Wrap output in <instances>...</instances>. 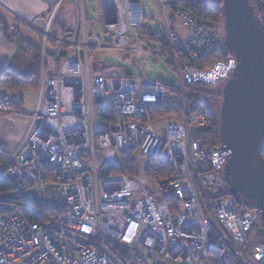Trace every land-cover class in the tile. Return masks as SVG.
<instances>
[{
    "label": "built area",
    "instance_id": "2783aa9c",
    "mask_svg": "<svg viewBox=\"0 0 264 264\" xmlns=\"http://www.w3.org/2000/svg\"><path fill=\"white\" fill-rule=\"evenodd\" d=\"M64 1L48 19L12 14V38L22 29L40 38L41 72L27 133L0 167L9 189L0 193V264H264V241L253 233L261 210L241 213L244 206L216 171L228 153L198 139L210 126L209 112L189 96L167 99L169 87L141 75L143 57L154 54L172 56L177 91L228 80L236 59L223 58L218 27L181 8L175 17L189 36L166 28L165 45L152 48L137 32L146 19L142 0H103L105 40L90 30L85 1L72 0L75 30L52 32ZM258 18L264 24V14ZM40 20L44 30L36 26ZM107 53L134 57L137 73L109 71L95 59ZM23 101L22 93L0 88L2 115H24ZM170 109L181 113L178 121L167 120L163 136L155 115L165 120ZM130 151L161 158L172 177L128 174L124 154ZM148 185H158L161 196L172 191L176 202L157 201ZM21 204L44 210L43 220L28 219Z\"/></svg>",
    "mask_w": 264,
    "mask_h": 264
},
{
    "label": "water",
    "instance_id": "95a60500",
    "mask_svg": "<svg viewBox=\"0 0 264 264\" xmlns=\"http://www.w3.org/2000/svg\"><path fill=\"white\" fill-rule=\"evenodd\" d=\"M223 10L222 28L236 62L228 80L208 89L220 96L208 104L220 115L218 150L228 153L216 171L223 174L229 194L252 201L261 210L264 235V24L250 0H223ZM93 69L97 70L96 63ZM249 209L244 206L241 213Z\"/></svg>",
    "mask_w": 264,
    "mask_h": 264
},
{
    "label": "rangeland",
    "instance_id": "374dc122",
    "mask_svg": "<svg viewBox=\"0 0 264 264\" xmlns=\"http://www.w3.org/2000/svg\"><path fill=\"white\" fill-rule=\"evenodd\" d=\"M84 1H85L86 17H87L88 26H89L90 30L94 31L101 38H104L105 40H109V35L106 32L105 23H104V19H103V15H102V2H101V0H84ZM208 1L217 3V0H208ZM72 4L74 6V3L72 0H65V3L63 5V9L60 13V16H58V18L59 17L61 18L62 12L63 11L66 12L67 9L72 7ZM166 4H168L167 0H142V6H143V9H144L145 14H146V19L144 22L143 29L137 31L139 34H143V32H144L147 35L148 33L153 32L157 36H159L160 38H165V37H167L166 28L167 29L168 28H174V29H176V32L178 33V35L180 36L181 39H185L186 37L189 36L188 30L185 27H183L180 20H178L175 17L176 12L181 8L177 9L174 12V11H172V6H170L168 8V7H166ZM74 8H75V6H74ZM184 9H186V8H184ZM68 18H69V21L71 23H73L74 28H76L77 20H76V16L72 15V11H70V13H68ZM56 21H58V20H56ZM207 22H211V21H207ZM56 24H57V22H55V25ZM217 27H218L217 29L219 31V38H220L222 44L224 45L226 37H225L224 31H223V28H222V26L221 27L217 26ZM146 35L142 36V38L144 39ZM143 39H142V43L145 46H151L152 48H156L155 43L154 44L148 43L146 40H143ZM167 46H168V44H167ZM48 48L50 51L54 50L51 43H49ZM167 55H169L168 52H167ZM167 57H169V60H170L172 56L169 55ZM93 58H94V56L92 57V60H93ZM95 59H100L103 62H105L110 67L109 71H111V70H119L120 71L121 67H123V68L130 69L132 71L133 75L137 73V70L135 68L136 63L134 64V57L125 58L123 56V54L107 53L101 57H96ZM169 60L164 55L162 57L158 56V55H154V54H148V55L144 56L142 59V62H141V75H142V77L145 79L154 80L156 82H161L167 86H170L169 93L167 92V94H166L167 99L169 98V95H171V98H174L178 102V100H181L185 96L186 97L189 96L188 100H189V102H191L190 97L192 96V94H191L192 92H190V90H189L190 86L184 87L181 91H179V90L177 91L176 88L173 89L174 86L175 87L179 86L180 78L178 76L179 74H178L177 68L170 66ZM47 61L50 63L51 57H48ZM218 85H220V84H218ZM38 88H39V86H38ZM211 88H212V86L206 88V91L208 92L207 93L208 94V102L210 101V99L220 98V96H218L217 94L208 90ZM1 89H3V88H1ZM13 93H15V92H13ZM179 93H181V94H179ZM196 96H199V94L197 93ZM29 97H30L29 94H25L26 100ZM38 99H39V93L37 95V100L35 102L33 113L35 112V108H36ZM210 109H211V107H210ZM180 113L181 112L173 111V109H170L165 113V116H164L165 120H163V118H162L163 116H161V114L155 115V121H157V123H155V128L158 131V133L164 136L166 125L169 123L168 121H170V120L178 121ZM209 118H210V122H211V114L210 113H209ZM135 152H136L135 160H136V166H137L136 175H138V176L148 178L146 175H147V172H148L152 162L153 163L158 162L159 165H162V163H165V161L162 160L161 158L148 159V158H145V157L141 156L140 154H138L137 151H135ZM158 160L160 161V163ZM147 189L151 192H154V196L156 197L157 201L164 199L163 195L162 196L160 195L161 189L158 185H148ZM164 189H165V187H163V190ZM260 220H259L257 226L259 225ZM257 226L255 227L253 233L255 236H259V239H261L262 236H261L260 232L258 231L259 228H257Z\"/></svg>",
    "mask_w": 264,
    "mask_h": 264
},
{
    "label": "trees",
    "instance_id": "16d2710c",
    "mask_svg": "<svg viewBox=\"0 0 264 264\" xmlns=\"http://www.w3.org/2000/svg\"><path fill=\"white\" fill-rule=\"evenodd\" d=\"M168 4L172 6V11H176L179 8H186L190 11H192L195 15H197L199 18L205 20V21H211L215 23L217 26H223L224 21V10H223V0H218L216 4H211L207 2V0H167ZM250 2L254 5L255 2H257L258 6L255 7V12L259 16L260 14H264V0H250ZM10 29H6V36L9 40L12 41L10 38ZM148 33V32H147ZM146 35V33L143 32V34H140V37ZM143 39V38H142ZM143 40H146L148 43H161L165 45V41L163 38H160L155 33L150 32L148 33ZM19 45H25L28 47H32L31 49L34 52V65L36 68V72L34 75H32L29 78H24L16 74H4V76L0 79V88L7 89L9 91L15 92V93H24L26 91H29L33 88H37L39 86L40 81V72H41V50L40 48L32 46L30 43H27L24 40H16L14 41ZM223 58H229L234 56L233 53L230 51L227 41L224 42L223 47ZM196 67L197 65H193ZM130 74L127 73V77H129ZM167 86V85H166ZM170 88V86H167ZM190 92H192L191 102L194 105L200 106L211 114V122L209 128L201 134L200 138H198L203 145L206 146H214V147H220V115L216 114L211 111L209 104H208V92L206 91V87L201 86H190L189 87ZM199 94V96H196V94ZM203 94V95H202ZM263 158H264V147H263ZM135 151H130L126 154H124V161H125V171L132 175L136 176V160H135ZM9 155L3 153L0 151V167L6 162ZM159 161V160H158ZM160 163V161H159ZM160 166V167H159ZM173 175V172L170 168V166L165 162L162 163V165H159L157 163L151 164L148 172L147 177L156 180V181H166L170 179ZM168 185L167 182H163L161 184L162 187H166ZM9 189L6 187V185L2 182V179L0 177V193L8 192ZM228 191V190H227ZM229 196H233L238 204L240 206H245L248 208H254L256 205L254 202L249 201L241 196H234L228 193ZM163 201L167 205L174 204L176 202V197L174 196V193L172 191L170 192H164L163 193ZM22 211L24 214L28 217V219H38V221L43 220L41 217L44 216L45 211L41 208H33L30 207L27 204H21ZM263 227L261 220L257 228H259V232L261 234V240L264 241V235L261 233V228Z\"/></svg>",
    "mask_w": 264,
    "mask_h": 264
},
{
    "label": "crops",
    "instance_id": "0c3cea01",
    "mask_svg": "<svg viewBox=\"0 0 264 264\" xmlns=\"http://www.w3.org/2000/svg\"><path fill=\"white\" fill-rule=\"evenodd\" d=\"M57 2L58 0H0V79L4 74H16L24 78H29L36 72L34 65L35 55L31 49L32 47L19 45L14 41L17 39L24 40L41 50L40 38L28 30L22 29L19 37L16 39L10 36L12 41L7 38L6 29H10L15 22L12 14L27 21H32L37 17L48 19L51 9ZM101 2L103 15V0H101ZM207 2L209 1L207 0ZM64 3L65 1L60 5L54 18L52 32H55L59 26H62L65 31L75 30L73 23H71L68 18V13H70V11H72L73 16H76L73 4L66 12H62L61 18H58ZM209 3L216 4L211 1ZM55 22H57L56 25ZM36 26L38 28L40 27V30H44L45 22L40 20ZM102 68L104 67H100V69ZM22 94L24 97L22 105L24 115L4 116L0 113V151L9 156L21 144L30 126V116L34 114L33 111L37 100L38 87ZM25 94L30 95L27 100Z\"/></svg>",
    "mask_w": 264,
    "mask_h": 264
},
{
    "label": "flooded vegetation",
    "instance_id": "af4514ba",
    "mask_svg": "<svg viewBox=\"0 0 264 264\" xmlns=\"http://www.w3.org/2000/svg\"><path fill=\"white\" fill-rule=\"evenodd\" d=\"M221 102H222V100H221ZM221 102H220V107H219V113H220V108H221Z\"/></svg>",
    "mask_w": 264,
    "mask_h": 264
}]
</instances>
